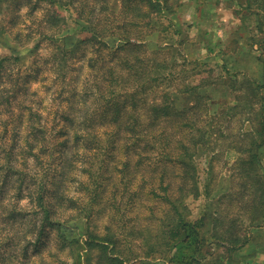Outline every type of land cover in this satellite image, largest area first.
Segmentation results:
<instances>
[{
  "label": "rangeland",
  "instance_id": "1",
  "mask_svg": "<svg viewBox=\"0 0 264 264\" xmlns=\"http://www.w3.org/2000/svg\"><path fill=\"white\" fill-rule=\"evenodd\" d=\"M171 3L0 0V264H115L106 248L118 264H264L243 162L256 141L264 172V0ZM168 97L194 109L154 118ZM164 128L200 141L195 179L173 161L178 142L150 140ZM180 219L204 243L170 248ZM247 230L244 247L217 241Z\"/></svg>",
  "mask_w": 264,
  "mask_h": 264
},
{
  "label": "trees",
  "instance_id": "2",
  "mask_svg": "<svg viewBox=\"0 0 264 264\" xmlns=\"http://www.w3.org/2000/svg\"><path fill=\"white\" fill-rule=\"evenodd\" d=\"M124 6L128 7L129 9L133 10V11H141L144 7V5H147L148 3L150 5H152L153 8L157 7L160 10V13H165L167 11L173 12L174 11V4L171 3V0H123ZM63 5H72L73 3L70 2H64L62 3ZM145 13L143 14H147L146 10L144 11ZM82 14V13H81ZM83 16V15H82ZM82 18V17H81ZM148 20V24L150 22V19ZM145 21V19L142 17L138 20L133 21V23L136 25V27H143V22ZM88 22L90 23V25H86L84 29L86 30V32L88 33V35L90 37H93L94 39H97L98 33L95 30V24H93L88 17ZM139 34V33H138ZM138 34L136 35V39L138 40L140 37L138 36ZM88 37V38H90ZM125 39L129 42L132 39V36L129 35H125ZM141 43L139 42H134V45H139ZM138 47V46H136ZM168 66V64H165L162 66L160 72L166 68ZM135 67V65H134ZM134 73H141L142 77H141V84H147V78L144 77L145 72L140 70V66L137 67L136 71ZM167 75L160 73L159 76L154 77L152 79V81H157L159 78H163L166 77ZM152 78V77H151ZM150 78V79H151ZM234 79V77L232 78ZM250 81V80H249ZM251 84V88L254 91L255 94L260 93L259 90H262V83H258L254 81H250L249 82ZM259 84V85H257ZM261 84V85H260ZM195 87H199L200 85L198 84L197 86L194 85ZM134 97V103H131L132 105L137 104V96H133ZM264 98V95L261 97ZM155 102H153L152 105H150L149 110L152 111V116L154 118H162V117H176V118H181L182 115H188L189 111L194 109V108H177L176 106L173 105V100L171 101L170 97H168V99H166L164 101V104L159 106L154 104ZM133 105V107H134ZM178 119V120H179ZM261 122H262V127L260 130V138L262 140H264V114L261 115ZM181 127L185 126V130L188 131V134H192V132L190 133L189 131H195V125H194V121L193 119H189V121H186L185 123L183 121H178ZM132 128V127H131ZM131 132H134L135 134L139 135V138H144L146 139V135L140 133L138 130L136 129H132ZM163 133H166V136H164L161 139L162 143H166L169 144L170 142H178L181 150H179V152L174 155L175 162L179 163L183 170L186 171L187 173H189L194 179H195V174L194 172V165H193V157L195 154V150L197 149V146L200 144V141L198 139H195V135L191 138L188 139V142L185 141L183 138H170V134L167 133V129L164 128L162 129V131L160 133H154L153 135L150 136V140L153 141H158L157 140V136L162 135ZM81 134L75 133V138L76 139H80ZM163 139H165L163 141ZM190 141V142H189ZM255 146H253L252 148V153H250L249 157L247 160H243V162H246V166L244 167V174L247 178H249V183L247 184L248 190L250 192V194H253V192L255 191V194L250 197L248 199L249 205H248V216H250V223L248 224V230L251 228V226L254 225H261V221H263L264 219V172L261 171V169L258 167L259 166V161H260V156L258 153V146L259 144L256 145V141L253 142ZM173 144V143H172ZM175 145V144H173ZM147 146V145H146ZM158 145H155V147ZM171 146V144H170ZM160 148V146H159ZM174 152V151H171ZM173 158V159H174ZM189 175V176H190ZM20 187L23 186V184H19ZM254 186H256V189H254ZM45 189H46V185H41L40 188L36 191L37 194V199L40 202V204L45 207ZM198 189V187H197ZM48 208V207H47ZM50 208H48L49 210ZM217 219V218H216ZM190 223L186 222L183 219H180V224H177L174 226V231H172V238H176V240H173L171 243V245L169 244V247H174L179 245V248H183L186 246H189L191 242H198L201 241V243H204L203 239H198V237L195 239V236H193L192 234L196 233L195 230L191 229L190 230ZM247 231H242V232H238V233H230L228 235H218L217 241H223L226 242L225 244L229 245V248L232 249H236V248H240V247H244L246 245H248V243L251 240V233ZM196 242V243H197ZM107 247V246H106ZM105 247V248H106ZM105 254H106V258H110V260L115 261V264H118V260H116V258L107 252V248L105 249ZM192 257L194 258L195 255L193 254ZM117 261V262H116Z\"/></svg>",
  "mask_w": 264,
  "mask_h": 264
}]
</instances>
